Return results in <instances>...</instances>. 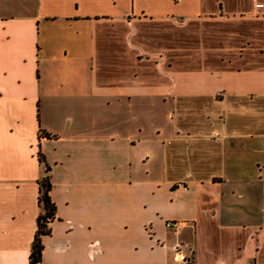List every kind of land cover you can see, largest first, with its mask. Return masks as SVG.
<instances>
[{"label": "crops", "instance_id": "crops-1", "mask_svg": "<svg viewBox=\"0 0 264 264\" xmlns=\"http://www.w3.org/2000/svg\"><path fill=\"white\" fill-rule=\"evenodd\" d=\"M46 176L41 264H264V0H0V264Z\"/></svg>", "mask_w": 264, "mask_h": 264}, {"label": "trees", "instance_id": "trees-1", "mask_svg": "<svg viewBox=\"0 0 264 264\" xmlns=\"http://www.w3.org/2000/svg\"><path fill=\"white\" fill-rule=\"evenodd\" d=\"M40 161L43 157L39 154ZM49 171V167L47 168ZM51 185L49 177L46 176L40 181L39 204L43 212L37 218V231L32 244L29 261L30 264H41V255L43 250L42 237L49 234L48 223L55 217V206L49 197Z\"/></svg>", "mask_w": 264, "mask_h": 264}, {"label": "built area", "instance_id": "built-area-1", "mask_svg": "<svg viewBox=\"0 0 264 264\" xmlns=\"http://www.w3.org/2000/svg\"><path fill=\"white\" fill-rule=\"evenodd\" d=\"M165 225H166L167 228H171V229H172V228H173V229H177L178 226H179V224H178L177 222H166ZM180 260H181V261H185L184 258H183L182 256H181Z\"/></svg>", "mask_w": 264, "mask_h": 264}]
</instances>
